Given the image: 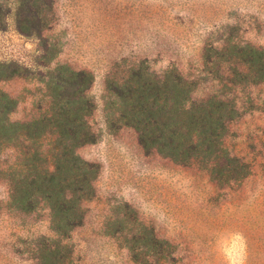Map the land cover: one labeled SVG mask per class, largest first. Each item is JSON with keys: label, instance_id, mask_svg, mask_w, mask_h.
Returning <instances> with one entry per match:
<instances>
[{"label": "rangeland", "instance_id": "rangeland-1", "mask_svg": "<svg viewBox=\"0 0 264 264\" xmlns=\"http://www.w3.org/2000/svg\"><path fill=\"white\" fill-rule=\"evenodd\" d=\"M0 14V62L21 67L0 83L18 101L12 121L43 114L48 84L68 69L94 76L96 141L78 154L100 172L82 225L63 243L67 264H264V83L235 58L264 52V0H0ZM170 70L194 82V100L234 105L223 143L248 176L218 182L205 164L147 154L134 129L115 125L109 86ZM8 200L0 183V264H40L57 237L50 210L23 214Z\"/></svg>", "mask_w": 264, "mask_h": 264}, {"label": "trees", "instance_id": "trees-1", "mask_svg": "<svg viewBox=\"0 0 264 264\" xmlns=\"http://www.w3.org/2000/svg\"><path fill=\"white\" fill-rule=\"evenodd\" d=\"M29 13L37 28L42 20L32 8ZM235 58L264 83V52L243 48ZM20 75L18 64L0 62V83ZM93 83L92 74L68 69L48 84V109L23 123L11 120L18 101L0 88V183L8 189L7 207L31 214L46 206L57 236L44 243L40 264H67L63 243L82 225L84 206L95 196L100 168L78 154L80 147L96 141L88 121L96 108L88 95ZM193 87L176 70L156 79L134 71L129 81L109 86L115 125L134 129L147 154L184 166L205 164L221 183L245 178L247 164L231 157L223 143L236 108L219 96L196 101Z\"/></svg>", "mask_w": 264, "mask_h": 264}]
</instances>
